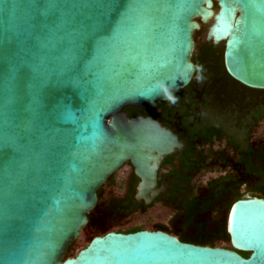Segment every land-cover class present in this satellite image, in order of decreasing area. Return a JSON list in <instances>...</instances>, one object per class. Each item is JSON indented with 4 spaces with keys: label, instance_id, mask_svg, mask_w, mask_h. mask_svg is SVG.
I'll use <instances>...</instances> for the list:
<instances>
[{
    "label": "water",
    "instance_id": "water-1",
    "mask_svg": "<svg viewBox=\"0 0 264 264\" xmlns=\"http://www.w3.org/2000/svg\"><path fill=\"white\" fill-rule=\"evenodd\" d=\"M203 25L225 72L264 90V0H0V264H264L260 193L230 204V247L142 228L68 254L125 162L136 201L165 190L160 162L186 144L126 108L191 82Z\"/></svg>",
    "mask_w": 264,
    "mask_h": 264
},
{
    "label": "trees",
    "instance_id": "trees-1",
    "mask_svg": "<svg viewBox=\"0 0 264 264\" xmlns=\"http://www.w3.org/2000/svg\"><path fill=\"white\" fill-rule=\"evenodd\" d=\"M195 62L196 71L191 82L185 88L175 91L172 94V96L175 97V103L166 100L158 101L144 108L128 107L126 108V111L129 116H133L137 113H141L143 115L151 114L169 127L175 126L177 123V125L179 124L180 126L177 131L180 135H182L183 126H186L184 123L186 118H189L188 116L192 114V111L195 110L200 102H205L206 104L208 101L209 96L205 97L203 95L202 97H199V88L201 87V81L203 78H205L204 81L208 80L207 82L210 81V83L214 86L212 89L206 86V88L203 89L204 94L208 89L215 91L217 86L223 82H226L231 86H235L234 83H232V80H230V78L226 75L223 67H221L218 63L212 61L208 62L207 66L204 68L206 65L205 63L196 60ZM222 134L223 132L219 128L211 124L207 126L188 127V138L186 139L188 149L182 154L178 153L179 158L183 161L185 171H192L194 168L203 167L205 163L204 159L207 155L200 150V146L198 145H202L204 143L212 144L214 142V136H216V138H220ZM166 158H168L167 160H170L172 159V155H169ZM246 165L249 166L250 164ZM250 171L257 172L255 169H251ZM173 174L172 191H170V193L166 196H159L158 199L161 200L167 198L168 201L174 203L175 206L180 205V210L184 217L183 231L179 234L180 239L196 244L209 245H216L217 240H226L228 238V234L224 223L219 221L216 226L208 227V225L203 221L196 222L197 213H201L207 209L218 210L219 207L224 204L228 189V184L224 181L225 177H219L211 180L209 186L213 189V191L199 197L196 193H193L190 190L185 192L182 191L190 186V175H186L184 178L179 179L181 174L178 170L174 171ZM112 180L113 177L111 181ZM136 181H138V178L133 175L123 197H111L104 203L101 202V190H98L97 205L95 209L88 214L89 223H91L95 210H103L106 213H109V217L115 218L127 216L136 210L145 211L148 206L144 205L142 202L139 203L133 197ZM239 196L240 195L236 193L233 200ZM156 227L165 228L163 224H157ZM142 228H144L143 225L137 224L127 229H118V231L132 232ZM189 228L195 229L194 234L188 233L187 230ZM72 244L68 248V252ZM227 247H230V245ZM240 253L243 256H247L249 254L244 251H240ZM74 254L75 253H73V255Z\"/></svg>",
    "mask_w": 264,
    "mask_h": 264
},
{
    "label": "flooded vegetation",
    "instance_id": "flooded-vegetation-1",
    "mask_svg": "<svg viewBox=\"0 0 264 264\" xmlns=\"http://www.w3.org/2000/svg\"><path fill=\"white\" fill-rule=\"evenodd\" d=\"M201 28H202V26H201ZM195 41H196V35H195ZM196 48H198V57H195L194 53L192 56V60L194 61L195 66H196V62H195V60H196V61L205 63L206 65L204 66V68L207 66V63L211 62V61L216 62L221 67H223V62H222L223 47H221L220 44H213L211 41H206V39L204 37V42L201 45V47H196ZM223 69H224V67H223ZM195 71H196V69H195ZM226 75L230 78V80H232V83H234V85H235V86H232V89H230L229 93L233 99L234 98L236 99V102H234V104L231 103L232 106H228V109H229L228 112L230 114H235L237 117L236 120H234V121L231 120V124L229 126L223 124L222 119L219 116L214 115L213 113L212 114L210 113L211 110L208 108V105H209L208 101L206 102V104H205V102L204 103L200 102L197 105V107L195 108V110L192 111V114L190 116H188L189 118H186V120L184 122L186 126H183L182 135H180L177 131L178 128L180 127L179 124L177 125V123H176L175 126L169 127L166 124H163L161 122V120L154 117L153 115L145 114V115H149V116L156 118L163 125L169 127L186 144L185 149H183L181 151H175L172 154H170V155H172V159L167 160L168 158H166V157H168L169 156L168 155V156L164 157L162 159V161L160 162V166H159V170H158V185L162 181H166V188L163 192H161L156 197V199L154 201H157L159 196H161V195L166 196L170 193V191H172L171 189H172V182H173V177H174L173 173L176 170H178L179 173L181 174V176H179V179L184 178L186 175L187 176L190 175V183H189L190 186L189 187H191L192 180L198 174L197 172L202 170L203 167L194 168V170H192V171H185L183 161H181V158H179L178 153L182 154L185 151H187V149H188V143H186V139L188 138V127L207 126L210 124L219 128L223 132L222 136L220 138H216V136H214V142L212 144L204 143V144L198 145V146H200V148L202 146H205V145H207L208 147H211L215 143H218V145L221 146L220 144L225 143V146L219 147V149L216 152V154H219V153L222 154L219 156L220 158H218V160H221V162H218L217 160L216 161H217L218 165H220V169L222 167L227 168L228 166L233 167L231 172L220 173L217 177H215L213 179H216L219 177H225L224 181H226V183L228 184L227 195H233L234 196L236 193H238L241 196V195H245V194H243V193L240 194V192H239L240 186L244 182L247 183L248 181H251L253 178H257L256 181L253 182V185H251L252 191L250 190V193L251 194L260 193L261 195L264 196V194L262 193V191H264V143L261 142V143L256 144L250 139L252 131L256 128V126H258L262 121H264V107H263L264 106V97L263 98L262 97H255L254 100L252 101V103L247 108H244L245 110L242 112L241 115H240V110H238L236 108V106L238 104V101H237V98L239 97L238 94H241L240 97H244L246 99L247 97H249V94H252V91H254V92L263 91L264 92V90L248 88V87L238 83L234 79H232L227 73H226ZM204 80H205V78H203L201 81V87L199 88V93H200L199 97H202L203 95L205 97L206 96L210 97L211 96L210 94L212 92H216V90L212 91L211 89L214 86L210 83V81L207 82L208 80L207 81H204ZM214 81H215V79H214ZM227 85H229V84H227L226 82H223L219 86H217V89H219L220 87L224 88ZM206 86L211 88V89H208L207 91H205V94H204L203 89L206 88ZM245 90H248V91H245ZM137 114H141V113H137ZM229 150H230V152H233L231 155H229L228 153L226 155H223V153H225L226 151H229ZM227 155H229V156H227ZM207 158H208V156L204 160L206 161ZM127 163L128 162H125L123 165H125ZM246 164H250V165L247 166ZM251 164L253 165V167ZM249 169L250 170L255 169V170H257V172L250 171ZM117 171H115L106 180V182L104 184L109 182L112 179V177H114V175ZM234 172H237V174L235 175ZM133 175H134V173L132 170V172L129 176L128 185L130 184ZM136 183H137V181H136ZM136 183H135V187H136ZM182 185H184V184H182ZM102 186L98 189V190H101V192H102ZM189 187L187 189H183L182 191L185 192V191L190 190ZM211 191H213V189L211 187H209L205 194H207ZM161 200H164L169 204H173L174 207L177 208V213L175 216L180 217L181 220L183 221V224H184V217H183V213L180 210V205L175 206V204L168 201L167 198H164ZM138 202L140 203L142 201H138ZM209 210L210 209H207L201 213H197L196 216L203 214ZM96 211L97 212H103L106 214V216L109 217V213H106L103 210H96ZM196 222H200V221H196ZM160 229L166 230L165 228H160ZM190 229L192 230L191 232H189ZM166 231H168L172 234H175L174 232H171L169 230H166ZM187 231L190 234H194L195 229L189 228ZM175 235H177L179 237V234H175Z\"/></svg>",
    "mask_w": 264,
    "mask_h": 264
},
{
    "label": "rangeland",
    "instance_id": "rangeland-1",
    "mask_svg": "<svg viewBox=\"0 0 264 264\" xmlns=\"http://www.w3.org/2000/svg\"><path fill=\"white\" fill-rule=\"evenodd\" d=\"M207 25H203L196 32V46L194 51V56L198 57V48L204 42V37L206 33ZM220 46H223V42L219 43ZM230 89H232L231 85H227L226 87L216 88V92L211 93L208 98V108L211 110L210 113L219 116L222 119V123L229 126L231 124V120H236L235 114H230L228 112V106H232L231 103L234 104L236 99L232 98L230 95ZM248 91V90H245ZM226 93V94H225ZM264 92H254L249 94V97L246 99L244 97H240L241 94H238L237 98L238 104L236 108L240 110V115L247 108L255 97H264ZM226 95V96H225ZM263 95V96H262ZM234 115V116H233ZM238 116V115H237ZM254 143H264V121H262L251 133L250 138ZM218 145L215 143L213 146L208 147L207 145L202 146L200 148L204 154L208 156L206 159L202 170L198 171L197 175L191 182L190 191L196 193L197 196H202L207 192V189L210 187L209 182L217 177L220 173L231 172V166L227 168L222 167L220 169V165L218 160L219 156L222 154H216L219 147H224L225 143ZM231 155L233 152L226 151L223 155L226 154ZM227 155V156H229ZM217 160V161H216ZM214 168V169H213ZM132 172V167L127 163L123 165L114 175L113 180L107 182L102 186L101 192V202H107L111 197L121 198L123 197L126 188L128 186L129 176ZM236 175L237 172H234ZM257 178H253L251 181L247 183L244 182L240 186V194L243 193L245 195H251V185L256 181ZM249 191V192H248ZM252 191V190H251ZM264 194V191H262ZM233 195H227L224 200V204L219 207L218 210L212 209L203 214L196 216V221L205 222L208 227L216 226L220 221L225 224L226 227V218L230 204L233 200ZM100 202V203H101ZM177 208L174 207L173 204H169L164 200L158 199L157 201H153L145 211L136 210L127 216L122 217H108L103 212H95L93 213V217L91 219V223H88L81 231L79 238L72 244L69 254L76 253L81 247L85 246L91 237L95 234H101L107 230H118V229H127L131 226L141 224L144 228L154 229L157 224H163L166 230L174 232L175 234H180L183 231V221L180 217H176ZM192 230L190 229L189 232ZM216 245L220 246H229V238L226 240H217Z\"/></svg>",
    "mask_w": 264,
    "mask_h": 264
},
{
    "label": "clouds",
    "instance_id": "clouds-1",
    "mask_svg": "<svg viewBox=\"0 0 264 264\" xmlns=\"http://www.w3.org/2000/svg\"><path fill=\"white\" fill-rule=\"evenodd\" d=\"M160 87L163 89L166 98H167L169 101L175 103V97H173V96L169 93L168 89H167L166 87H164L163 85H160Z\"/></svg>",
    "mask_w": 264,
    "mask_h": 264
}]
</instances>
